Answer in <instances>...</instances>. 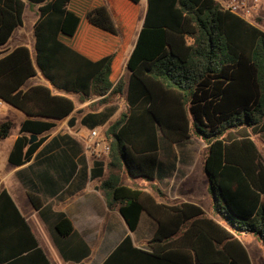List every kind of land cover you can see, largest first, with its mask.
Here are the masks:
<instances>
[{
	"label": "trees",
	"instance_id": "trees-1",
	"mask_svg": "<svg viewBox=\"0 0 264 264\" xmlns=\"http://www.w3.org/2000/svg\"><path fill=\"white\" fill-rule=\"evenodd\" d=\"M140 1L0 0V99L31 116L21 127L27 134L17 137L9 154L11 163L28 161L42 134L74 108L71 98L47 85L24 87L37 68L56 89L84 96L121 90V65ZM147 2L128 60L129 107L106 131L109 174L98 189L131 232L143 210L160 226L149 250L134 246L128 234L103 264H252L238 235L255 234L264 246V155L251 138L264 131V31L215 0ZM27 3L39 4L34 59L25 45L3 49L22 24ZM11 127V121L0 123V138ZM159 133L175 143L192 137L207 143L204 168L213 210L233 230L205 216L197 204L166 205L137 183H124L125 175L141 178L162 194L153 182ZM32 134L40 137L29 143ZM30 198L40 206L38 197ZM164 215L171 216L169 229ZM204 222L207 231H196ZM72 229L68 218L57 225L63 235ZM1 251L0 264H50L40 250V257L12 258Z\"/></svg>",
	"mask_w": 264,
	"mask_h": 264
},
{
	"label": "crops",
	"instance_id": "crops-1",
	"mask_svg": "<svg viewBox=\"0 0 264 264\" xmlns=\"http://www.w3.org/2000/svg\"><path fill=\"white\" fill-rule=\"evenodd\" d=\"M28 6L33 7L32 10L38 16L29 28L25 29L23 22L17 26L3 49L8 52L25 45L34 59V26L39 17V4L27 3L23 15ZM147 6L148 2L144 11H141L140 1L138 20H141V25L133 34L137 38ZM133 36L121 65L119 77L123 85L115 93L109 90L102 95L92 93L84 96L80 92L56 89L37 68L36 76L31 77L24 87L47 85L54 93L71 98L74 108L68 116L56 120L55 125L42 134L43 141L23 164L11 163L9 154L17 137L27 134L21 131V127L31 116L0 99V123L11 121L13 126H17L14 136H11L10 131L9 136L0 142V247L1 253L7 258L31 253L40 257V252H37L40 250L50 264H103L128 234L134 246L150 249L149 240L160 226L158 219L143 210L137 228L131 232L118 207L110 208L98 189L101 180L109 174L107 144L110 139L106 131L129 107L128 82L131 70L128 60L137 42ZM13 38L16 42L11 44ZM94 130L97 134L92 136ZM251 138L264 155V131L253 134ZM157 143L159 162L153 182L161 188L162 194L153 191L150 183L141 178L125 175L124 183H137L158 202L166 205L184 202L197 204L203 208L205 216L233 230L224 217L213 210L209 177L204 168L207 143L199 137L175 143L161 133L157 136ZM99 171H103L101 175ZM30 195L38 197L39 207H35ZM4 205L9 206V213L2 216ZM169 217H162L164 228L166 226L167 229L170 228L167 223ZM64 218H68L73 226L66 235L57 230L58 223ZM205 223L208 222L198 224L196 231H207ZM250 236L261 242L255 234L247 232L239 234L238 238L254 264V251L250 253L242 239H250ZM184 247L187 248L186 245ZM168 250L175 249L170 247Z\"/></svg>",
	"mask_w": 264,
	"mask_h": 264
},
{
	"label": "built area",
	"instance_id": "built-area-1",
	"mask_svg": "<svg viewBox=\"0 0 264 264\" xmlns=\"http://www.w3.org/2000/svg\"><path fill=\"white\" fill-rule=\"evenodd\" d=\"M220 6L229 10L247 22L264 31V0H215ZM97 131L92 132L95 136ZM108 152V147H107Z\"/></svg>",
	"mask_w": 264,
	"mask_h": 264
},
{
	"label": "rangeland",
	"instance_id": "rangeland-1",
	"mask_svg": "<svg viewBox=\"0 0 264 264\" xmlns=\"http://www.w3.org/2000/svg\"><path fill=\"white\" fill-rule=\"evenodd\" d=\"M141 5H142L141 11H144V7H146V5H147L146 0H141ZM32 8L30 6H28L26 8L25 12H24L23 24H24V28L25 29L29 28L31 26L32 21L35 19V17L38 16V13L35 12L34 10H32ZM140 25H141V20H138L137 29H139ZM134 39L135 40L137 39L136 35L133 36V40ZM14 42H16L15 38L12 39L11 44L14 43ZM10 131H11V136H14L16 131H17L16 124L14 126L12 125ZM3 139H5V138H1L0 142ZM6 140L9 141L10 139H6ZM4 142H6V141H4ZM0 150H1V146H0ZM205 151L206 150H204L203 153H205ZM250 237H251L250 239H248V238H242V239H243L244 243L246 244V246L248 247L250 253H252L254 251L253 252L254 264H264V249H263V246H262L261 242L260 241H255L256 238L254 236H250ZM258 242H259V244H258Z\"/></svg>",
	"mask_w": 264,
	"mask_h": 264
},
{
	"label": "water",
	"instance_id": "water-1",
	"mask_svg": "<svg viewBox=\"0 0 264 264\" xmlns=\"http://www.w3.org/2000/svg\"><path fill=\"white\" fill-rule=\"evenodd\" d=\"M39 136L36 135V134H32L30 139H29V143H33L35 142L36 140H38Z\"/></svg>",
	"mask_w": 264,
	"mask_h": 264
}]
</instances>
